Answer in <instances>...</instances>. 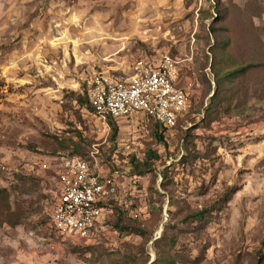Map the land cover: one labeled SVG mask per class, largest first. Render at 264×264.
Listing matches in <instances>:
<instances>
[{
  "label": "rangeland",
  "instance_id": "rangeland-1",
  "mask_svg": "<svg viewBox=\"0 0 264 264\" xmlns=\"http://www.w3.org/2000/svg\"><path fill=\"white\" fill-rule=\"evenodd\" d=\"M164 55L188 93L175 126L140 114L112 138L77 101L97 76ZM73 156L119 189V213L85 237L49 226ZM3 188L0 264H264V0H0Z\"/></svg>",
  "mask_w": 264,
  "mask_h": 264
},
{
  "label": "built area",
  "instance_id": "built-area-1",
  "mask_svg": "<svg viewBox=\"0 0 264 264\" xmlns=\"http://www.w3.org/2000/svg\"><path fill=\"white\" fill-rule=\"evenodd\" d=\"M177 79V61L164 55L152 65L139 63L132 75L97 76L88 98L104 120H128L142 114L169 128L188 107L187 90ZM40 167L48 168L49 164L44 162ZM56 173L49 226L60 235L85 237L97 220L112 212L107 204L118 194L117 181L97 172L79 156L62 158Z\"/></svg>",
  "mask_w": 264,
  "mask_h": 264
},
{
  "label": "trees",
  "instance_id": "trees-1",
  "mask_svg": "<svg viewBox=\"0 0 264 264\" xmlns=\"http://www.w3.org/2000/svg\"><path fill=\"white\" fill-rule=\"evenodd\" d=\"M241 71H242V69L239 68V69H234L229 73L222 74L221 78H217V79H219L218 84L221 83L220 80H222V79L232 81L235 78V76L238 75V73H240ZM214 91H215L214 92V102L212 101L211 103H209L207 106V110H206L207 116L212 117V119H213L214 115L217 114V111H218V109H219V107H220V105L224 99V94L221 92V88H218V86H215ZM77 101L81 105H83L84 107L88 108L89 110L96 112L95 107L89 101L88 92L84 96H79L77 98ZM147 118H150V117H147ZM150 119H152V118H150ZM152 120H154V119H152ZM116 121L117 120H115L114 118H110V117L107 119V122L111 127L112 138H116L118 131H119V128H118V125L116 124ZM155 122L157 123V121H155ZM159 137L162 138V134H159ZM79 157H81V156H79ZM81 158H84V157H81ZM84 159H86V158H84ZM232 192L233 191H229L228 195H230ZM116 197L117 196L110 199L109 203L107 204L108 206L111 207L112 212L108 213L101 220H103L105 222H109L112 217H114L116 214L119 213V211H120L119 207L120 206L116 200L117 199ZM8 198H9V193H8L7 189H5V188L0 189V211L5 212L7 208H10L9 206H4V204L7 202ZM3 206H4V208H3ZM3 212H1V213L3 214ZM201 215H202V212H196L193 214V216L196 217L197 219H201V217H202ZM127 229H129V230L133 229V231H135L136 233H139V234L143 233L142 230L137 229V228H127ZM160 239H162V236L160 238L156 239L155 241H159ZM263 245H264V240H263ZM157 260H158V264H171V260H169L168 258H166L162 254H157ZM152 264H154V263L152 262Z\"/></svg>",
  "mask_w": 264,
  "mask_h": 264
}]
</instances>
